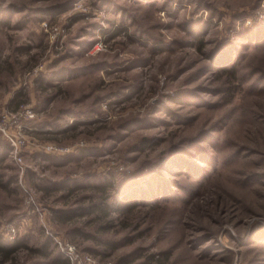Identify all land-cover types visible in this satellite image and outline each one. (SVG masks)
<instances>
[{"label":"rangeland","instance_id":"1","mask_svg":"<svg viewBox=\"0 0 264 264\" xmlns=\"http://www.w3.org/2000/svg\"><path fill=\"white\" fill-rule=\"evenodd\" d=\"M0 123V264H264V0H0Z\"/></svg>","mask_w":264,"mask_h":264},{"label":"built area","instance_id":"2","mask_svg":"<svg viewBox=\"0 0 264 264\" xmlns=\"http://www.w3.org/2000/svg\"><path fill=\"white\" fill-rule=\"evenodd\" d=\"M30 116H33V114L31 115V111H29ZM1 126H4L2 128V130L5 132V134L9 137V139H11V141H13V143L16 146V153L14 156H16L18 161H22V156L19 154L20 151H22L23 148L25 147H29L30 145V138L27 136L26 131L27 129H29L26 125L20 124L19 125V129L17 131V133H13L10 131V128L8 127L7 123H0ZM48 150H55L58 149L57 145L55 144H50L47 146ZM26 189V188H25ZM25 197H26V201L28 203L31 202V200H33V196L32 193H30L28 191V189L25 190ZM18 232V227L17 224L14 222L8 223L7 226V236L13 240V238L15 239L16 234ZM58 244L62 250V253L64 254V256L72 261V262H79V264L81 263V260L83 259V255H81L78 252V249L76 247L75 244L68 242V241H63V240H57ZM84 260L87 261L88 264H96V260L94 259V257H92V255L86 253V255H84Z\"/></svg>","mask_w":264,"mask_h":264},{"label":"trees","instance_id":"3","mask_svg":"<svg viewBox=\"0 0 264 264\" xmlns=\"http://www.w3.org/2000/svg\"><path fill=\"white\" fill-rule=\"evenodd\" d=\"M108 184H105L104 187V194L106 193V196H104L102 198V200L104 199V201L98 202L97 205H92L90 210L92 211H97L99 214L102 215H106L109 216L111 214V205L109 203H107V199H108V194H107V189H108ZM107 186V187H106ZM126 198V196H124ZM123 203V205L121 204ZM121 204V205H120ZM131 202L130 201H124V199L120 200V203L118 205L119 208H117V210H123L124 208H131ZM75 211V210H74ZM107 227V226H104ZM10 243H6L5 241H3L2 239H0V260H6V258H8L9 256L13 255L14 252H16V250L21 247V242L19 240H10ZM46 252V251H44ZM55 263V262H53ZM56 264V263H55Z\"/></svg>","mask_w":264,"mask_h":264}]
</instances>
